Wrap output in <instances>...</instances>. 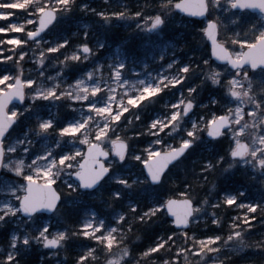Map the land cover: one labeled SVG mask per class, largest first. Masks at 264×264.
Instances as JSON below:
<instances>
[{
    "label": "rangeland",
    "instance_id": "1",
    "mask_svg": "<svg viewBox=\"0 0 264 264\" xmlns=\"http://www.w3.org/2000/svg\"><path fill=\"white\" fill-rule=\"evenodd\" d=\"M133 1L135 0L124 4L123 0H76L72 5V9L77 5L80 10L85 12H95L103 3L104 7L98 14L103 16L104 20L101 19V22L105 27L116 24L120 27L132 28L133 33L139 38L137 45L140 47L139 49L135 47L136 51L133 53L124 49L125 46L115 45L109 48L103 58L104 64H92L91 53H82L80 61L77 62L90 61L91 65L73 78L66 72L69 67L65 68L64 65L58 63V56L55 54L57 51L46 52L45 63L43 65L38 63L42 51L53 49L56 44L63 42H57L58 37L53 38L55 35L53 27L37 39L40 41L39 46L36 43L37 40H30L28 36L36 28L38 16L45 8H54L58 12V21L61 18H67L69 12L65 10L64 6L69 4V0H0V74L9 75V80L6 83H0V93L12 86L17 76L23 77L26 86L25 103L23 105L14 104L9 109L10 113L15 112L16 116L19 113H23V115L19 117L18 124L6 138V147L18 146L17 154L26 156L27 163L31 164L33 160L36 161L31 168L26 169L31 173L33 179L44 183H55L60 189H78L79 185L73 179L72 174L78 169L89 144L97 141L112 150L115 141L131 137L125 159L120 161L118 157L112 156L108 160V165L114 170L117 167L127 169L124 173L118 171L106 179L108 184L116 183L123 190L130 183L124 176L129 177L132 182L138 183L140 175L136 166L143 164L158 152L170 150L168 145H178L181 140L186 138L193 122H196L198 127L207 129L210 122L219 114H228L232 126L225 135L228 140L232 141L231 151L236 145L235 133L237 129L243 126L244 120L252 119L257 110L255 104L245 105L240 99L230 95L227 92L228 87H239L242 84L247 89L251 86V93L255 98L264 101V70L243 68L239 70L240 76L236 77L239 84L229 85V78L236 76L237 70H231L227 65L217 64L211 59L209 45L204 36V27L207 21L209 19L216 20L219 24L220 39L230 48L235 57L240 58L245 48L264 35L263 14H251L248 11L234 12L231 9L234 0H209L210 14L202 22V27L196 30L197 25L192 24L191 19L186 21L175 12L173 7L167 5V0H161L158 2L157 9L158 13L164 16L165 24L154 33H150L148 27L152 19L149 17H154L155 14L128 12ZM85 5L87 7H84ZM119 7H122V10ZM86 25L87 22H85ZM167 25L189 27L198 31V34L201 32V35L196 33L198 39L192 54L187 55L188 53L178 46L176 41L166 38L164 27ZM84 55L88 56L87 60L83 58ZM205 61H208V64H205ZM77 62H70V64ZM212 66L224 70L221 84L212 86L206 82L197 87L193 94L197 102L196 107L189 111L188 115H184L185 98L189 97L188 89L195 84H200L204 72L209 71ZM185 68L188 70L185 71ZM62 69L63 71H61ZM117 71L121 73L119 77L116 76ZM244 72H247L251 79H244ZM29 80L35 83L29 84ZM77 80L83 81L78 87L83 94H86L85 99L73 100L69 96L60 95L67 89L75 96L76 91L68 86L74 85ZM56 84H59V87L54 89L55 94L49 95L48 99H36L34 102L31 100V95L37 89L42 91L44 88H51ZM211 90L220 93L221 98L218 99L215 93L210 92ZM217 99L220 101L218 108L221 109V113L213 110V107L217 105ZM182 100L185 102L181 103ZM238 106L242 109V117L238 116L236 112ZM260 114L264 115V109L260 111ZM117 116H119V120L116 119ZM137 117L144 118L148 124L144 139L147 138L149 142L143 147L137 145L138 140L135 137L139 138V136L133 133L131 126V121L137 120ZM42 121L52 122L46 132H39L37 128V125ZM153 121L159 122L156 128L152 127ZM176 123L180 124V128L176 132H172ZM69 127H74L76 131L61 132V129ZM253 130L258 131L259 136H264V124H259L258 128ZM86 132L87 136H85ZM202 133L205 134V132H201L200 135ZM242 139L252 143L250 133L246 132ZM19 140H24V144L19 145ZM201 140L205 145V140L202 138ZM24 148L29 151L23 153ZM143 149L144 152H142ZM61 156L68 157L67 163H60ZM218 164L219 171L216 172L215 177L218 178L217 180L230 176L235 170H244L248 174L251 181L249 183L251 193L245 198L244 205L250 204L255 209L264 205V199L260 195L261 189L258 187L264 183V169L257 167L255 162H248L244 158L237 160L229 158L224 162L219 160ZM45 172H48L49 175H45ZM220 174L222 176L219 177ZM57 175L59 179H57ZM26 177L22 180L10 171L2 169L0 174V216L19 227V234L21 231L25 237L31 234L34 237L33 241L45 246L44 237L36 239L45 227L47 228L45 236L48 239H55L57 233H63L61 229L55 228L56 226L60 227V223L57 221L58 210L53 214L54 218L50 217L42 221L41 227L34 217H24L21 210L17 211L15 215L11 213L4 215L8 207L20 208V198L25 194L26 189ZM21 184H24V187H21ZM92 192L93 194L85 197L82 202V229L86 235L94 237L95 240H103L106 248L112 251L107 260L108 264H133V261H136L135 258H132V255L124 256L125 246L119 237V234L124 230L121 219L124 215L118 210L111 218H107L106 215L95 212L86 201L92 200L93 197H100L101 191L99 188ZM116 193L114 197H120ZM263 193L264 191L262 195ZM71 202L72 200L68 198L60 206H66L71 211V208L74 207L73 204H80L77 200ZM126 203L130 206L133 205L132 201ZM161 209H164L163 204L157 205L152 213L157 214ZM246 209L250 212L247 207ZM203 212H206V209ZM196 213L192 223L199 220ZM25 219L26 221H24ZM19 234L15 233L17 242L21 240ZM176 234L178 239L182 238V243L173 245L172 236L168 238L171 239L168 249L173 248V254H170L172 257L167 256L165 259L168 264H180L187 260L191 261V259L195 262L194 264H210L212 260L218 261L221 249L226 247L242 250L245 246L240 245L242 242L237 239L221 241L216 236L196 238L193 233L186 234V230H179ZM158 240L160 238L157 239L155 248L150 246L145 251L148 254L138 260L139 264H164L165 260L161 261L160 258H155L153 253L162 248L167 240L162 242H158ZM22 242L24 243V238H22ZM55 245H48L47 248L55 247ZM185 246L187 248L184 249ZM209 248L218 249V251H208ZM205 252H207V257L201 259Z\"/></svg>",
    "mask_w": 264,
    "mask_h": 264
},
{
    "label": "trees",
    "instance_id": "2",
    "mask_svg": "<svg viewBox=\"0 0 264 264\" xmlns=\"http://www.w3.org/2000/svg\"><path fill=\"white\" fill-rule=\"evenodd\" d=\"M129 1L123 0L124 4ZM160 1L135 0L128 12L156 14L159 11L157 5ZM103 7L102 3L95 12H85L76 5L66 16L67 18H61L53 26V34H55L53 38L58 37L57 42L69 41L67 47H62L55 53L58 56V61L62 60L66 53L75 50L78 43L86 42L91 46L92 64H104L103 58L109 48L115 45L125 46L124 49L133 53L136 51L135 47L140 48L137 45L139 38L133 33L132 28L120 27L116 24L105 27L101 22V19L104 20L103 16L98 14ZM119 8L122 10V7ZM184 19L188 20L186 17ZM85 22H87L86 26ZM192 24L197 25L196 30L202 27L201 21L192 20ZM196 30L189 27L167 25L164 27V34L167 39L176 41L178 46H181L189 55L193 52L198 35H201V32L198 34ZM90 65V61L71 63L66 72L75 78L79 73L87 70ZM210 92L215 93L218 99L221 98V94L215 90ZM218 99L213 110L221 113V109L218 108L220 102ZM131 126L133 133L139 136V138L135 137L138 140L137 145L143 147L148 144L147 138L144 139L148 126L146 120L144 118L133 119ZM201 138L205 140L207 146L202 144V140L197 141L187 155L168 171L160 184L150 183L141 163L136 166L140 175L138 183L132 182L129 177L124 176L130 183L122 190L118 184L111 185L106 180L100 186V197H93L92 200L86 202L95 212L106 215L107 218H111L118 210L124 215L122 219L124 230L119 234V237L123 245L129 247L132 258L135 260L143 259L140 253L145 252L150 246L155 248L157 239L160 238L158 242L167 240L162 248L153 253L155 258L158 257L163 261L167 256L172 257L170 254H173V248L168 249L171 244V239L168 238L172 236L173 245L181 244L182 238L178 239L176 232L179 230L173 226L164 209H161L157 214L152 211L157 205H164L169 197L189 196L196 205L200 206V210L196 213L199 220L186 229V234L193 233L196 238L216 236L221 241L232 236V239L239 240L242 242L240 245L245 246L242 250L226 247L221 249L218 261H223V264H261V261H264V250L257 248L256 245L264 242V214H261L259 208L250 213L246 207H238L251 193L250 178L244 170H235L230 176L217 180L218 178L215 177L216 172L219 171L217 169L219 160L224 162L231 158L232 141L228 140L226 135L217 140H208L202 133ZM126 170L117 167L116 170L112 169L111 175L118 171L124 173ZM214 185H216L215 188H213ZM258 187L261 189L260 195L264 199V193L262 195L264 183ZM60 190L63 194L62 203L64 200L66 202L68 198L72 200L71 203L76 200L80 203L73 204L74 207L71 208V211L66 206H60L58 209L57 221H59L60 227L56 226L55 228L61 229L66 234L65 238L55 247L47 248L39 242L33 241V235L29 234L26 236L29 242L25 244L22 242V238H25L23 231L19 234V227L3 218L0 220V264H17V262L19 264H108L107 260L112 251L106 248L103 240H95L94 237L86 235L82 229V202L93 192H82L80 188L75 190L61 188ZM116 192L120 193V197H114ZM230 195L237 197L232 203L226 199ZM127 201H132L133 205H128ZM205 209L206 212H203ZM33 217L41 227L42 221L50 217L54 218L55 215L37 214ZM213 220H218L219 223H213ZM248 226L250 227L248 228ZM237 232L241 233V236L237 237L235 235ZM15 233L20 235L21 240H18L16 247H13L12 235ZM231 244L233 245L232 242ZM237 244L239 243L237 242ZM164 254L166 255L164 256ZM194 263L191 259V261L187 260L180 264Z\"/></svg>",
    "mask_w": 264,
    "mask_h": 264
},
{
    "label": "water",
    "instance_id": "3",
    "mask_svg": "<svg viewBox=\"0 0 264 264\" xmlns=\"http://www.w3.org/2000/svg\"><path fill=\"white\" fill-rule=\"evenodd\" d=\"M175 3L180 5V7H175V9L186 16L196 19H204L208 14L209 4L207 0H178ZM232 8L234 10H250L252 12H260L264 14V0H235ZM49 13L53 14L56 17L55 22L57 21V11L51 7L46 8L40 13L37 28L32 32L37 31L41 22ZM156 25L157 24H155L154 20L153 27H155ZM49 28L45 29L39 35H36L34 37L29 36V38L38 39ZM205 36L210 45L211 56L218 63L229 64V66L234 70H236V68H233L232 61L240 62L239 69L246 66L252 67L253 64L256 65L255 68L252 67L253 69L264 68V36L256 43L248 46L239 59L234 57L232 51L220 40L219 26L216 20H210L207 23ZM19 93H22L26 96V86L21 76L16 77L13 85L10 86L7 90L0 93V126L7 124L10 120L16 117L13 116L9 111L11 105L23 104L25 102L24 101L22 103L20 101ZM225 117H228L226 125L222 123L223 121H225ZM15 124L9 130V133L12 131ZM231 125L232 122L230 117L227 114H222L215 118L209 124L207 132L215 131L218 127H221L225 132L231 127ZM9 133L6 135V137L9 135ZM207 137L209 139H218L208 134ZM122 141L124 142V140L115 141L112 151H110L104 145L100 144L97 141L92 142L86 147L79 167L76 171H74L79 172L80 175L76 176L72 174L73 179L76 180L83 191H93L99 188L102 182L108 177V175L111 173V168L110 166H108L107 160L111 157L112 154L117 155L118 157L120 156V154H124V156L126 155L128 150V143L125 144L122 143ZM235 149L236 146L232 151H234ZM171 150L158 152L153 157L144 162L143 168L145 174L152 184H160L169 168L177 162L173 161L170 164L167 163V159ZM232 158L242 159L240 157ZM105 168L108 169V173L105 179L95 187H86V185L91 184ZM1 171L2 168H0V174ZM57 200L59 201V203H57ZM61 201L62 193L54 183H44L35 179H32V181L26 180L25 194L20 198V208L22 203L26 204L29 207L36 208V211L33 213H25L23 210H21L22 215L25 217H32L33 215L38 213L52 214L57 210V208L61 204ZM51 204H55L54 210H50L47 207V205ZM194 204V201L190 197H171L166 201L164 208L168 214V217L173 221V225L177 229H187L190 227L191 222L187 224L186 222L192 221V218L195 214V212L193 211Z\"/></svg>",
    "mask_w": 264,
    "mask_h": 264
},
{
    "label": "clouds",
    "instance_id": "4",
    "mask_svg": "<svg viewBox=\"0 0 264 264\" xmlns=\"http://www.w3.org/2000/svg\"><path fill=\"white\" fill-rule=\"evenodd\" d=\"M76 0H69V4L65 5V10L70 12L72 10V5H74ZM167 5L171 7H180V5L176 4L174 0H167ZM84 7H87L86 5ZM159 17V23L157 25H163L165 23L163 15L160 13H156L154 17H149V19H156ZM56 20V17L49 13L46 18L41 22L39 28L37 29L36 32H31L29 33L30 37H34L36 35H39L41 32H43L45 29L49 28L54 24ZM64 42H69L65 40ZM37 45H40V41L37 40ZM87 46V47H85ZM63 45L62 43H58L54 46V49H60L62 48ZM103 47V45H101ZM50 49H45L42 51L39 55L38 58V63L40 65H43L45 63V60L47 59V56L45 55L46 52H48ZM92 48L88 43H78L75 46V50H72L68 53H66L63 57L62 60L58 61V63L64 65L65 68H68L70 66L69 62H77L80 61L82 53H91ZM85 60L88 59L87 55H84L83 57ZM205 64H208V61H205ZM239 65L240 62L238 61H232V66L233 68L237 69L236 76L230 77L229 78V85L233 84H239V81L236 79L237 76H240V71H239ZM122 67V66H121ZM253 68L256 67L255 64L252 65ZM188 70V69H187ZM63 71V69L61 70ZM224 70L220 69L216 66H212L209 71H205L200 84H195L191 88L188 89L189 92V97H186V108H185V115L188 114L189 111L193 110L196 107V100L193 97V94L196 92L197 87H200L201 84L203 83H210L212 86H218L221 84V77L223 74ZM43 75V73H41ZM90 75V74H89ZM206 77V80H205ZM186 78V77H185ZM244 79H251L248 75L247 72H244L243 74ZM49 79H52V77H49ZM173 79H176L173 77ZM82 80H77L74 85H69V88H73L76 91V95L73 96L72 92L68 91L65 89V91L61 92V96H69L73 100H82L86 98V94H83L79 90V85L82 84ZM59 84L54 85L51 88H44L42 91L40 89H37L35 93L31 95V100L34 102L36 99H48L49 98V93H51L55 88H58ZM227 92L236 97L237 99H240L243 104H255L256 105V114L252 116V119L250 120H244L243 121V126L237 129V132L235 133L236 135V149L232 152H230V156L232 157H240L246 159L248 162H255V165L261 169H264V136H259L258 131H254L253 129H257L259 124H264V115L260 114V111L264 109V101H260L259 99H256L254 94L251 93V86L249 88L245 89L243 85L241 84L239 87H228ZM20 101L23 103L26 100V96L24 94L19 95ZM185 100H182L181 103H184ZM13 111L18 112V110L13 109ZM236 112L238 116L242 117L243 112L242 109L238 106L236 108ZM23 113H19L14 119L10 120L7 124H4L0 126V168L4 169L5 171H10L12 174H14L17 177H20L22 180L27 176L30 175L31 173L27 172L26 169L31 168L32 164H35V160L31 162V164L27 163V157L24 155H18L17 154V148L18 146H12V147H6V135L9 133V130L12 128V126L17 122L20 116H22ZM258 118V119H257ZM107 119V117H105ZM139 119V117H137ZM228 120V117H225V121L222 123L226 125ZM50 121H42L37 125V128L39 129V132H46L48 129L42 128V124L49 123ZM155 121L152 122V124ZM239 122V121H238ZM180 128V124L176 123L175 126L172 128V132H176ZM151 130V127L149 128V131ZM90 131V130H89ZM201 132H207L206 128L198 127L196 122H193L191 125V129L188 130L186 138L181 140L178 145L176 146H171L168 145L167 147H170L172 150L168 156L167 163H172L173 161H178L180 160L181 157L185 155V153L193 147L194 144H196L197 141L201 140ZM250 133L252 137V143H249L247 140H243L242 136L245 133ZM192 133H195V135H192ZM208 135L213 136L214 138H219L220 136L225 135L223 129L221 127H218L217 130L212 131V132H207ZM138 135V134H137ZM85 136H87V132L85 133ZM131 137L126 138L124 140L125 144L129 142ZM19 145L24 144V140H19L18 141ZM29 149L24 148L23 153H27ZM120 161H123L125 159L124 154H120L119 156ZM223 159V157H221ZM209 167L211 165L209 164ZM35 171V169H33ZM108 173V169L105 168L101 172L100 175L96 177V179L91 183L86 185V187L92 188L95 187L97 184H99L101 181H103ZM79 172H74L73 175L79 176ZM57 179H59V176L57 175ZM162 179V177H161ZM21 187H24V184H21ZM116 195H120L119 193H116ZM19 198V197H18ZM228 201L232 200L235 201L237 197L232 196V197H227L226 198ZM205 203L207 202L206 200L204 201ZM57 203L59 201L57 200ZM47 207L50 210L55 209V204L47 205ZM162 207V206H161ZM238 207H247L249 211L251 212L253 210L252 205H244L240 204ZM23 210L25 213H33L36 211L35 207H29L26 204H21V208H13V207H8L7 211L4 213V215H8L11 213L12 215H15L17 211ZM200 210L199 205L193 206V211L197 212ZM151 211V210H150ZM259 211L261 214H264V205L259 206ZM3 216H0V220H3ZM150 218V217H149ZM123 219V217H121ZM191 221L186 222L190 223ZM213 223H219L218 220H213ZM47 231V228L43 231L40 232L39 236L36 237V239H40V237H44V243L45 246L47 247L48 245L52 244H58L62 241L63 238H65V233H57L55 236V239H48L45 236V233ZM237 237L241 236V233L237 232L235 233ZM233 237L229 236L228 239L231 240ZM219 239V237H217ZM56 241V243H49V241ZM28 237L24 238V243L27 244ZM17 244V235L13 234L12 236V246L16 247ZM207 247V246H205ZM251 247V246H249ZM257 248L264 250V242H260L256 245ZM208 251H218V249H212L209 248ZM123 254L124 256H130L131 251L130 249L125 246L123 249ZM148 253L143 252L140 253L141 256H146ZM207 257V252L204 253V256L201 257V259H204ZM19 264V262H17ZM133 264H139V261H133ZM164 264H168V261L165 260ZM210 264H223V261H217V260H212L210 261ZM261 264H264V261H261Z\"/></svg>",
    "mask_w": 264,
    "mask_h": 264
},
{
    "label": "snow or ice",
    "instance_id": "5",
    "mask_svg": "<svg viewBox=\"0 0 264 264\" xmlns=\"http://www.w3.org/2000/svg\"><path fill=\"white\" fill-rule=\"evenodd\" d=\"M158 23H159V17H157V18L155 19V24H158ZM68 43H69V42H64V41H63V42H62L63 47H67V46H68ZM85 47H87V46H85ZM49 51H59V49H54V48H53V49H50ZM184 70L187 71V68H185ZM120 75H121V73H120L119 71H117V72H116V76L119 77ZM8 80H9V75H8V74H0V83H6ZM28 83H29V84H34L35 82L29 80ZM53 94H55V90H53L51 93H49V95H53ZM19 95H22V93H19ZM125 111H127V109H125ZM12 115H13V116H16V113L13 112ZM116 119L119 120V116H117ZM158 123H159L158 121H155V122L152 124V127H153V128H156L157 125H158ZM51 124H52L51 121H50L49 123L42 124V128H44V129H48V128L51 126ZM70 131H76V129H75L74 127H69V128L61 129V132H70ZM192 135H195V133H192ZM122 143H125V142L122 141ZM137 158H139V157H137ZM67 161H68V157H67V156H61V158H60V163L65 164V163H67ZM45 175H49V173H48V172H45ZM78 175H80V174H78ZM26 179H27L28 181H32L33 177H32V175H28V176L26 177ZM228 202L231 203V202H234V201L229 200ZM255 210H256L255 207H253V210H252V211L254 212ZM49 243H56V241H52V240H50Z\"/></svg>",
    "mask_w": 264,
    "mask_h": 264
},
{
    "label": "flooded vegetation",
    "instance_id": "6",
    "mask_svg": "<svg viewBox=\"0 0 264 264\" xmlns=\"http://www.w3.org/2000/svg\"><path fill=\"white\" fill-rule=\"evenodd\" d=\"M151 28H153V27L151 26Z\"/></svg>",
    "mask_w": 264,
    "mask_h": 264
}]
</instances>
